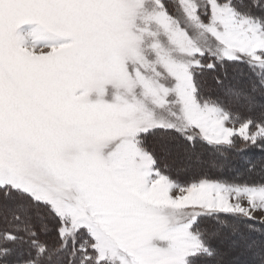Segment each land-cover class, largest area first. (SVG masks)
I'll return each mask as SVG.
<instances>
[{
	"label": "snow or ice",
	"instance_id": "snow-or-ice-1",
	"mask_svg": "<svg viewBox=\"0 0 264 264\" xmlns=\"http://www.w3.org/2000/svg\"><path fill=\"white\" fill-rule=\"evenodd\" d=\"M0 264H264V0H0Z\"/></svg>",
	"mask_w": 264,
	"mask_h": 264
}]
</instances>
